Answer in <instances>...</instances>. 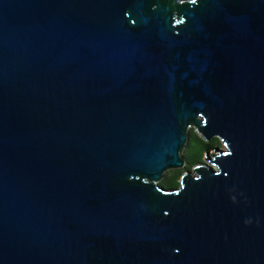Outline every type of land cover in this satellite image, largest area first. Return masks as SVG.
<instances>
[{"label":"water","instance_id":"obj_1","mask_svg":"<svg viewBox=\"0 0 264 264\" xmlns=\"http://www.w3.org/2000/svg\"><path fill=\"white\" fill-rule=\"evenodd\" d=\"M0 264H264V0H0Z\"/></svg>","mask_w":264,"mask_h":264},{"label":"trees","instance_id":"obj_2","mask_svg":"<svg viewBox=\"0 0 264 264\" xmlns=\"http://www.w3.org/2000/svg\"><path fill=\"white\" fill-rule=\"evenodd\" d=\"M221 144L222 142L218 137H213L210 141H206L194 128H191L190 138L184 151L186 165L180 169H170L166 171L160 184L166 188L179 187L183 172L186 169H192L194 165L202 162L207 151H212Z\"/></svg>","mask_w":264,"mask_h":264},{"label":"rangeland","instance_id":"obj_3","mask_svg":"<svg viewBox=\"0 0 264 264\" xmlns=\"http://www.w3.org/2000/svg\"><path fill=\"white\" fill-rule=\"evenodd\" d=\"M221 146L224 148V146L221 144ZM212 154L214 153V151L211 152Z\"/></svg>","mask_w":264,"mask_h":264}]
</instances>
